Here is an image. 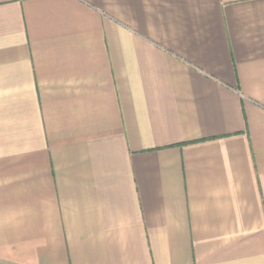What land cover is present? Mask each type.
<instances>
[{"label":"crops","instance_id":"0c3cea01","mask_svg":"<svg viewBox=\"0 0 264 264\" xmlns=\"http://www.w3.org/2000/svg\"><path fill=\"white\" fill-rule=\"evenodd\" d=\"M0 264H264V0H0Z\"/></svg>","mask_w":264,"mask_h":264}]
</instances>
